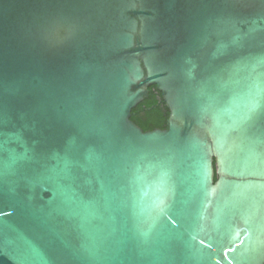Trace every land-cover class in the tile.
<instances>
[{"label":"water","instance_id":"95a60500","mask_svg":"<svg viewBox=\"0 0 264 264\" xmlns=\"http://www.w3.org/2000/svg\"><path fill=\"white\" fill-rule=\"evenodd\" d=\"M0 264H264V0H0Z\"/></svg>","mask_w":264,"mask_h":264},{"label":"trees","instance_id":"16d2710c","mask_svg":"<svg viewBox=\"0 0 264 264\" xmlns=\"http://www.w3.org/2000/svg\"><path fill=\"white\" fill-rule=\"evenodd\" d=\"M169 113L155 86L148 88V96L131 111L130 120L142 131L164 130ZM216 179V176H215Z\"/></svg>","mask_w":264,"mask_h":264},{"label":"snow or ice","instance_id":"6c2138e0","mask_svg":"<svg viewBox=\"0 0 264 264\" xmlns=\"http://www.w3.org/2000/svg\"><path fill=\"white\" fill-rule=\"evenodd\" d=\"M256 107H258V105L256 103H253L252 108L255 109Z\"/></svg>","mask_w":264,"mask_h":264}]
</instances>
